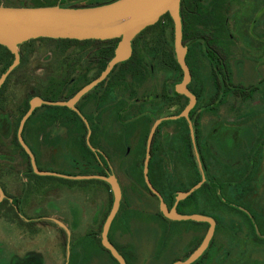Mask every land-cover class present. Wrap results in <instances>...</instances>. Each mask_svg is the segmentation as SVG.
<instances>
[{
    "label": "rangeland",
    "instance_id": "obj_1",
    "mask_svg": "<svg viewBox=\"0 0 264 264\" xmlns=\"http://www.w3.org/2000/svg\"><path fill=\"white\" fill-rule=\"evenodd\" d=\"M109 1L113 0H64L57 6H87ZM48 2V0H0V6L32 7L36 3L44 5ZM203 6L207 12V18L206 25L199 29L200 32L212 35L214 30L219 31L225 46L227 45L229 52H232L234 56V64L239 63L238 66H234L230 90L233 91L236 87L246 89L258 85V81L264 79V0H204ZM213 14L222 18L223 26L219 29L216 27ZM162 26L165 28L163 33L167 46L174 52L173 21L172 24L165 21ZM154 42L153 34H147L146 38L137 40L142 69L125 76L117 69L110 77L111 82L114 81L111 83L115 89L113 96L121 100L123 110L130 108L131 101L135 97H139L142 92L145 93L144 96H147L150 101L148 107L153 110L151 119L147 118V121L151 120L152 124L146 127L144 136L139 132L134 133L136 138L129 124L122 127L119 125L103 127L107 142L102 148L112 156L113 171L109 175L115 177L122 191L121 207L119 215L112 224L110 239H115L116 244L121 247L129 245L135 254L134 264H173L178 260H186L199 247L209 228V226L208 228L194 226L190 221L166 220L160 212L158 198L151 196L145 188L146 182L142 171L148 141L146 137L149 136L156 120L180 114L188 103L184 98H173L175 87L181 83L183 78L181 68L180 71L171 70L166 64L164 68L158 56L152 55ZM204 50L203 45L190 44L188 57L194 72L192 89L200 92V102L195 115L201 116L202 119L199 142L207 164L205 171L203 167L206 176V182L203 185L207 184L208 179H218L223 186L226 185L223 191L227 200H223L220 205L215 197L208 196L206 191H199L187 206H182L180 202L177 209L185 214H206L215 218L217 222L216 232L208 250L195 264H264V223L260 222L263 236L258 239L254 227L245 221L242 213L246 207L256 214L260 210L261 217L264 214V190L259 185V170H256L255 176L249 183H244L243 180L244 169L247 165L246 155L249 153L253 157L255 167H257L259 146L262 144H259V126L257 125L264 117L259 108L263 107L264 102V81L260 86L261 92L249 102L235 97L230 98L228 94L223 102L227 104H222L219 108L217 106V111L213 112L215 109L211 108V102L215 94V86L211 76L212 65ZM94 52L95 50L81 52L74 48L66 55H59L57 51L49 49L43 43L37 45V52L31 58L30 63L18 71L12 79L6 92V100L0 109V154L6 148L8 141L12 140L13 143L16 135V122L26 102L33 95L39 94L44 98L60 100L72 94L76 89L82 88L87 81L93 78L97 69L89 66L88 60ZM140 66L141 62L138 67ZM142 79L145 81L141 82ZM26 80V84L19 85ZM73 80L74 83H72ZM163 88L166 96L173 98L172 105H169V100L166 103L162 101ZM130 94H132L131 98ZM116 107V105L107 107L109 111L107 118L112 116ZM52 111L56 113L54 109ZM52 111L46 108L38 109L35 123H32V128L28 131L27 142L34 147L37 153L40 160L39 168L43 171L71 176L91 173L92 169L89 170L88 165L84 164L87 154L80 145L82 137L79 127L54 126L49 128L46 125H39V120H49L44 117L45 114L54 115ZM121 118L127 121L131 119L130 116L124 114ZM218 125L222 134L227 132L226 130L234 132V135L236 133L237 141L240 143L231 134H228L227 139H221L220 134L214 136L213 131ZM123 134L131 138L134 136L133 140L131 142L121 140ZM6 135H9L11 140L6 139L5 143ZM139 138L141 140L138 143L135 142ZM186 139L188 140L185 123L175 120L163 123L154 142L149 178L169 208L175 204L171 196L191 189L199 178L200 170L198 168L197 171L190 162L187 153L189 147L187 148L184 143ZM231 139L235 140V145L234 140L230 145L223 142V140L230 141ZM110 143H113L115 147ZM26 170L28 174V169ZM3 178L4 173L0 168V180ZM69 181L71 182L54 179L53 184L63 187L51 196L41 198L34 195L23 198L19 212L25 219L32 221L30 208L33 202L37 207L50 203L57 213L67 211L70 220L72 219L75 224L81 226L84 232L81 234L82 237L79 240L73 239L66 231V240L59 236L56 239L50 229H44L43 236L34 241L33 239L19 240L18 243L22 245L19 255L17 250L10 255L6 244L2 242L4 223L0 222V264H7L5 259L7 254L8 257L13 258L8 261L9 264H15L16 259L22 260V264H105L99 258L101 256L108 258L109 255L101 249L97 242L98 239L101 240L102 228L96 236L90 232L98 229L94 228L97 225L93 223L100 204L95 190L105 188V186L94 180V182ZM86 200L88 201L85 202ZM106 201L108 204L109 195ZM120 221H127V232L130 231L129 234H125V238H119L117 235L114 237ZM15 228L19 229L16 226ZM33 228L27 224L24 231L33 235L30 234ZM36 229L39 230V227ZM12 246L11 244L9 248ZM15 247H12V251Z\"/></svg>",
    "mask_w": 264,
    "mask_h": 264
},
{
    "label": "water",
    "instance_id": "obj_2",
    "mask_svg": "<svg viewBox=\"0 0 264 264\" xmlns=\"http://www.w3.org/2000/svg\"><path fill=\"white\" fill-rule=\"evenodd\" d=\"M182 0H117L110 4L85 8H62L60 6L48 7H2L0 6V46L7 48L14 56V61L8 70L0 78V89L21 64L19 47L33 40H75V41H111L119 40L115 48L114 57L110 60L101 75L80 89L73 98L68 101L51 102L39 97L33 98L29 103V110L22 117L17 139L29 157L33 173L40 177H55L73 181L98 180L106 183L113 196L110 212L103 224L101 231V244L105 250L119 264H127L125 258L119 253L109 240L112 224L120 210L122 191L112 175H80L71 176L56 172L42 171L39 169L36 157L26 144L23 133L27 121L34 112L42 106L67 107L77 111L76 104L90 91L104 82L113 72L116 66L127 62L133 54V42L135 38L149 27L155 26L160 19L169 15L174 24V50L183 78L174 90L176 95L185 96L189 102L184 110L176 116L166 117L155 122L146 145L143 175L149 191L159 200V208L162 216L169 221H190L199 224H207L208 231L199 247L186 259L178 260L173 264H195L208 250L216 232L217 222L211 216L202 214H181L177 206L185 201L206 182L203 165L195 143L194 126L190 120V113L197 104V98L189 90L192 81L190 68L186 62L187 48L183 44V24L181 17ZM186 119L189 125L191 139L198 168L202 179L193 188L186 192H178L175 204L169 208L161 193L153 186L150 178L151 151L155 132L158 126L165 121ZM5 199V193L0 184V205Z\"/></svg>",
    "mask_w": 264,
    "mask_h": 264
},
{
    "label": "flooded vegetation",
    "instance_id": "obj_3",
    "mask_svg": "<svg viewBox=\"0 0 264 264\" xmlns=\"http://www.w3.org/2000/svg\"><path fill=\"white\" fill-rule=\"evenodd\" d=\"M203 3H204V0H201L200 1V5H201L202 8L200 9V12H198L199 13L198 15H199L200 20L203 22V25H206L205 24V20L207 18V12H206V10H204ZM181 17H182V14H181ZM213 19H214L215 23L217 24V26H216L217 29H219V27L223 26L222 18L219 15L215 16V14H213ZM203 25H201V23H200L198 25V30L201 27L204 28ZM200 31L201 30H199V32ZM200 35L208 37L210 39V44L213 45V46H216L217 50L220 51L222 54H224V56L226 57V59L224 61V64H221V65H219V59H217L219 56H216L214 58V60H212L211 57H210V52L213 53V49L211 48V45H209L203 39H200V40H198L196 42L189 41L186 45L183 43L184 46L187 48L186 62H187L188 66L190 68V71H191L192 81H193V78H194V72L192 70V67L190 66L189 61H188V57H189V54H190V44L191 45H203V46H205L204 52L207 55L211 65H212L211 76L213 77V84L215 86V94L212 97V102H211L212 106H211V108L215 109L213 112H216L217 111L216 110L217 106L219 108V107H222L221 106L222 104H224V105L227 104V103H223V102H224L225 97L228 94H229L228 97H230V98H234L235 97L233 95V91L230 90V88L232 87L230 80H231V77H232V75L234 73V66H238L239 63H237V64L235 63L234 64V58H233L234 56H233L232 52L231 53L229 52V49H228L227 45L225 46V43H224V41L221 38L222 35L220 34L219 31L217 32V30H214L212 32V35H205L202 32H200ZM183 39H184V35H183ZM134 48H135V46H134V42H133V51H134ZM226 49H227V51H226ZM174 52H175V50H174ZM132 56H133V54H132ZM132 56H131V58H132ZM238 61H240V60H238ZM163 67L165 68V64L163 65ZM141 69H142V64H141ZM255 69L256 68H254V70ZM99 76H97V72H96L94 74L93 78L91 80L87 81L84 84L83 87H85L86 85H88L91 82H93L94 80H96ZM111 76H112V73L109 75V77L104 82L100 83L97 87H95L92 91H90L87 95H85L76 104L77 111H74V110L69 109L67 107H55V108H66L67 109L66 118H52V119H49V120H43L42 119V120L38 121L39 125H41V126L42 125H46L49 128L54 127V126H59V127L77 126V127L85 128L86 135H85L84 140H85L86 145L88 146V149H90V151L92 153L90 154V153L87 152V156H86L84 164L88 165V169L89 170L92 169L91 173H89V174H94V175H103V174L104 175H109L113 171V166L111 165L112 156L102 148V146L107 142V139L105 140V138H106L105 128H103V127H108L110 125H119V126L122 127L125 124L126 125L129 124V125H131L130 127L133 128V132L132 133H133V135L136 138V134H134V133H138L139 132V134L141 133L144 136V133H145L144 130L146 129V127L148 125L150 126L152 124L151 120L147 121V118H150L151 114L153 113V110L150 107H148L150 101L148 100L147 96L146 97L144 96L145 93L142 92V94L139 97H135V98H134V95H133L134 99L131 101L133 106L130 105L129 106L130 108H124V110H123L122 109V105L120 104L121 100L117 99V98L115 99V96H113L115 89L111 86V83L114 82V81L111 82V80H110ZM216 78H218V80H219V82L221 84L220 92H219V96L218 97H217L218 89H217V87L215 85ZM140 81L143 82L145 80L142 79ZM192 81H191V83H192ZM262 81H264V79L258 81L259 82L258 85H255V86L258 87V91L255 93V95L257 93L261 92L260 86L263 84ZM72 83H74V80L72 81ZM191 83L189 85L190 92L192 93V91H193V92L197 93L198 96L195 95V97L197 98V104H196L195 108L192 110V112L190 113V120L192 121L193 126L197 124V126L200 127L202 125L201 116L195 115L196 114V110L198 108L197 106H198V104L200 102V92L194 91L192 89ZM76 93L77 92H73L69 96L60 99V101H68L71 98H73ZM263 93H264V91H263ZM176 96H180V95H176L175 94V96H173V98H175ZM129 97L131 98L132 94H130ZM181 97H184L185 99H187L185 96H181ZM161 99L165 103L169 100V98L165 94L164 88L162 89ZM111 100H112V102H111ZM57 101H59V100H55L54 102H57ZM188 102H189V100H188ZM245 102H249V100L245 101ZM111 105H116L117 107L114 108V110L115 109L116 110L114 112H112V116L110 115L107 118V113L109 112V111H107V107L111 106ZM44 106H42V107H40L38 109H42V108H44ZM47 107H51V106H47ZM259 108H260L261 113L264 116V102H263V107L261 108V106H260ZM55 111H56V113H55L56 116L61 114L60 110H58V109L56 110L55 109ZM74 113L77 114L79 116V118H75ZM123 114L130 116L131 119L128 120V121L127 120H123L121 118ZM161 119H165V117L164 118H160L158 120H161ZM158 120H156V121H158ZM164 122H166V121L164 120L160 124V126L157 128V130L155 132V135H154V138H153V144H154L157 136L159 135L160 128H161V126L163 125ZM249 122L252 123V121H249ZM250 125L252 126V124H250ZM257 126H259V137H258L259 144L262 143L259 146V153H258V157H257V160H258L257 161V167H255V163H254L255 161H254L253 157H251V155L248 153L246 155L247 165H246V167L244 169V179L243 180H244V183H249L250 180L255 176L256 170L258 169L259 170V185L264 190V117L259 120V125H257ZM219 127L220 126L218 125V127L214 130V132H215L214 136H217L218 133H221ZM149 131H148V133H149ZM148 133H147V135H148ZM148 137H146V141H147ZM132 138L130 136H128L127 134H123L121 140L123 139L125 141H130L131 142V140H133ZM139 140H141V139L139 138L135 142L138 143ZM260 140H261V142H260ZM110 145H113V143H110ZM114 147H113V149H114ZM90 159H92V161L89 162ZM252 164H253V166H252ZM93 169H97V170H93ZM0 184H1V182H0ZM34 184L37 185L38 184L37 181H35ZM1 186H2L3 191L5 193L4 201L8 200L9 205H14L17 208L18 212H19V206L21 204L22 199L25 198V197H23V198L21 197V198L17 199V198H15L13 196H10L6 192V190L4 189L2 184H1ZM31 191H32V189L29 187L28 188V193H31ZM259 211L256 214L253 210H250L249 208H246V207L242 211L245 221L251 227H254V232L257 235L258 239H260L261 236H263V234L261 233L262 224L260 222L264 223V214H263V217H261V215H260L261 211L260 212ZM19 214H20V212H19ZM20 217L23 219L25 225L20 226V227L17 226L16 224H12V225H14L16 227H19V230L21 232H23L25 235L29 236V237H34L36 234H39V231H40L41 227H48V226L53 225L49 221V219L43 218V217H39V216L30 217L32 219V221H30L29 219H25L21 214H20ZM9 224H11V223H9ZM27 224H29V225L34 227L33 230L30 231V234H33V235H29L26 231H24V229L26 228ZM37 227H39V230L36 229ZM66 234H67L66 231H63V230L60 231V235H61L60 237H62V239H64V240H66ZM19 249H20V247L16 246L15 250L12 251V247L11 248L8 247L7 251L8 252L10 251V255H12V254H14V251L17 250V253L19 255ZM5 259L7 260V264H9L8 261L12 260L13 258L12 257H8V254H7ZM21 262H22V260L16 259L15 264H22L23 262L22 263Z\"/></svg>",
    "mask_w": 264,
    "mask_h": 264
},
{
    "label": "trees",
    "instance_id": "obj_4",
    "mask_svg": "<svg viewBox=\"0 0 264 264\" xmlns=\"http://www.w3.org/2000/svg\"><path fill=\"white\" fill-rule=\"evenodd\" d=\"M48 1L49 2L47 4L41 5L39 3H36L32 7L57 6L59 3L62 4V2H64V0H48ZM115 1H117V0L109 1V2L103 3V4H98V3L90 4L87 6H66V5H61V6L63 8L96 7V6H100V5L110 4V3L115 2ZM200 1L201 0H182V2H181V14H182L183 35H184L183 43L185 45L189 41L196 42L200 39L205 40L209 45H211L210 39L206 36L200 35V32L198 30V25L200 23H201V25H203V22L200 20L199 15H198L199 14L198 12H200V9L202 8L200 5ZM7 7H29V6L12 5V6H7ZM165 21L172 24V20H171L170 16L167 14V15L163 16L155 26L147 28L142 34H140V36L137 37L136 40H134L135 48L133 51L132 58L128 62L116 66L115 69L113 70L112 74H114L115 71L117 69H119L123 73V75L125 76L126 74H129V73L133 74V72L135 70L141 69V66L138 67L140 62L142 64V61L140 60V51H138V49H137V40H140L142 38H146L147 34H153V38L155 39V42L153 43V48H152V55L158 56V60L162 64V66L164 64H166L169 67V69L180 71V67H179L178 62L175 58L174 52L172 49H170L169 46H167V43L165 41V36L163 33L165 28H163V26H162V25H164ZM172 38H173V28H172ZM118 42H119V40H111V41H105V42H102V41H83V42H80V41H75V40L38 39V40L30 41V42L20 46L19 52L21 55V64L16 70H14L12 72V74L9 76V78L5 82L4 86L0 89V109L6 100V92H7L8 88L10 87V83H11L12 79L15 77V75L18 71L25 68L30 63L31 58L37 52V45L38 44H42V43L45 44L46 47H48L49 49L57 51L59 53V55H66L71 49H74V48L79 49L81 52L87 51V50H95L94 54L89 58L88 61H89V66L95 67L97 69V76H99L105 70V68L107 67L110 60L114 57L115 48L117 47ZM211 48L213 49V53L210 52L211 59L214 60V58L216 56H219L217 58V59H219V65L224 64V61L226 59L224 54H222L220 51H218L216 46L211 45ZM13 61H14V56L11 54V52L7 48L0 46V78L8 70V68L12 65ZM26 82H27V80L21 82L19 85H24V84H26ZM215 85L218 89V93H217V97H218L219 92H220V87H221V84H220L218 78H216V80H215ZM80 89L81 88H78L74 92H78V90H80ZM257 91H258L257 86H252V87H249L246 89H242L241 87H236L233 90V95L235 96V98H239L241 101H248V100L250 101L253 99V97ZM192 93L194 95L198 96L197 93H195L193 91H192ZM35 97L40 98L41 96L39 94L33 95L32 98H30V100L28 102H26L25 108H24L20 118L16 122V135L14 136L13 143L16 146V148L18 149V151L21 153V155L27 160L28 178L31 181H38V180L53 181L54 179H57V180H63L64 182H71L69 180L59 179V178H55V177H40V176L35 175L33 173L29 157L27 156V154L25 153V151L22 149V147L20 146V144L18 142V139H17V130L18 129L17 128L19 127V124H20L22 117L29 110L30 101ZM41 98L44 100H47V101H51V102L55 101L54 99H51V98H43V97H41ZM175 98H184V97L176 96ZM185 100L188 101L187 99H185ZM171 101L172 102L174 101L173 98H169V105H172ZM44 108L49 109L50 111H52L53 109L54 110L58 109L61 112V114L57 115V116L53 113V111H52V113L54 115H51V113L50 114L47 113L44 115V117L47 119L66 118V111H67L66 108H55V107H47V106H44ZM37 112H38V110H36L34 112V114L32 115V117L27 121L26 126H25V130L23 133L24 140H25L26 144L30 147L32 152L34 153L35 157H37V153H36L34 147H32L27 142V136H28L29 129L32 128V123H35V119L37 117ZM74 116H75V118H79V116L75 113H74ZM180 121L185 123V132L188 136V140L186 139V142H184V143H186L187 148L189 147V151L187 153H188V156L190 158V162L193 163V165L195 166V168L198 171V165H197L195 153L193 151V143H192V139H191V134H190L188 122L186 119H180ZM79 129H80V132H81L80 134L82 137V141L80 143L81 148L84 151V153L87 154V152H88L91 154L92 152L90 151V149H88V146L86 145L85 140H84L85 135H86L85 128L79 127ZM226 131L227 132H223V134L222 133H218V134H220L223 139H227L228 134H231V136L234 135L233 134L234 132H231L230 130H226ZM194 133H195V143H196L198 152L200 154V159H201V162L203 164L204 171H205L207 168V164H206L204 156L202 155V152L200 150L199 140H200L201 132H200V127L197 126V124L194 125ZM213 135H215L214 131H213ZM234 137H236V133H235ZM182 140H184V138ZM233 140L232 139L230 141L223 140V142H225L226 145H230V143H232ZM237 140L238 139L236 137V141ZM237 142H239V141H237ZM153 145L154 144H152L151 159H152V156L154 153V146ZM234 145H235V140H234ZM84 159H86V158H84ZM38 167H39V163H38ZM150 167H151V165H150ZM150 171H151V169H150ZM61 174H64V173H61ZM80 175H84V174H77L75 176H80ZM85 175H94V174L88 173ZM103 176H106V175L103 174ZM198 177H199L198 180L196 181V183L191 188H193L195 185H197L201 181L202 176H201V173H199V172H198ZM94 181L97 183L103 184L107 188L108 193H109V209H108V212L106 213L105 218L102 222V225H101V228H102L103 224H104V222H105V220H106V218L110 212L112 202H113V196H112L110 187L106 183H104L102 181H98V180H94ZM94 181L91 180L89 182H94ZM225 186L226 185L223 186L222 183H220L218 179H208L207 184L203 185L200 188V190L196 191L193 195H191L189 198H187L185 201H183L181 203V205L187 206L190 203V201L196 196L197 192H199V191H206L208 196L215 197V199L218 201V204L221 205L223 203V200H227L225 198L224 191H223V187H225ZM145 188L150 193L151 196L155 197L149 191L146 184H145ZM175 196H176V194H175ZM175 196L174 195L171 196V200L173 203L175 201ZM178 212L181 214H185V213L180 212L179 209H178ZM118 215H119V213H118ZM202 215H206V214H202ZM206 216H209V215H206ZM0 218L5 219L7 222H9L11 224H16L19 227L25 225L23 219L20 217V214H19L17 208L14 205H9L8 200H5L0 205ZM192 224H194V226H205L208 228L207 224H199V223H194V222H192ZM127 229L128 228L126 225L125 226V232L128 231ZM109 240L115 246V248L120 252V254L125 258V260L127 261V264H134L133 259L135 258V254L132 252V250L129 247L118 246L115 242H113L110 239V234H109ZM97 242H98V245L101 247V249L109 255L111 260L114 263L118 264V262L111 256L110 252H108L107 250H105L103 248V246L101 244V240L98 239Z\"/></svg>",
    "mask_w": 264,
    "mask_h": 264
},
{
    "label": "crops",
    "instance_id": "obj_5",
    "mask_svg": "<svg viewBox=\"0 0 264 264\" xmlns=\"http://www.w3.org/2000/svg\"><path fill=\"white\" fill-rule=\"evenodd\" d=\"M253 126V125H252ZM11 140L9 135L5 138ZM3 146H5L3 142ZM0 168L3 170L4 178L0 180L1 184L3 185L6 192L15 198H23L28 196H34L38 195L41 198H44L46 196H51L54 194L55 191L60 190L63 186H58L57 184H53L52 181H45V180H38L37 185H35V181H31L28 178V174H26V168H27V160L21 155V153L15 148V145L11 142H7L6 148L3 150V152L0 154ZM37 164H40V160L38 159V156L36 157ZM31 188V193H28V188ZM28 193V194H27ZM95 195L97 196V199L99 200V208L97 209V212L95 213V219L93 220L94 228H98L95 231H90L94 233V236L97 235L99 232L102 222L105 218V215L108 210V205L106 201V197L109 195L107 188L97 189L95 190ZM86 200L85 202H87ZM33 206L30 208V216H39L43 218L49 219V221L53 224L48 227H41L39 234L36 237H29L25 235L23 232H21L19 229L17 230L14 225L9 224L4 219L0 218V222L4 223V233L2 235L3 237V243L6 244L7 248L12 244L13 246L22 247L18 243L19 240H32L38 239L43 236L44 229H50L51 233L55 234L56 239L61 238L60 231H67L71 234V237L73 239L79 240L82 236L81 226H78L74 223V221L69 217V214L67 211L58 212L57 210L50 204V203H44V205H40V207H37L36 203L33 202ZM119 213V212H118ZM118 215V214H117ZM127 225L126 222H119V226H117L115 230L114 237L117 235L119 238H125V234H129V232H125V226ZM111 233V230H110ZM93 236V237H94ZM95 238V237H94ZM5 240V242H4ZM7 241V243H6ZM116 243L115 239L112 240ZM2 243V244H3ZM12 246V247H13ZM126 247H129L128 244L124 245ZM123 246V247H124ZM39 247H41L39 245ZM3 248V247H2ZM105 252V251H104ZM102 262L104 261L105 264H115L110 257L104 258V256H101L99 258ZM111 261V262H110Z\"/></svg>",
    "mask_w": 264,
    "mask_h": 264
}]
</instances>
